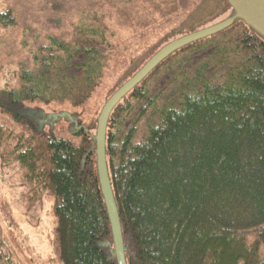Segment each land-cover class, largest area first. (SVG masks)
Listing matches in <instances>:
<instances>
[{"label": "trees", "instance_id": "obj_1", "mask_svg": "<svg viewBox=\"0 0 264 264\" xmlns=\"http://www.w3.org/2000/svg\"><path fill=\"white\" fill-rule=\"evenodd\" d=\"M230 18L164 58L110 113L127 264H264V35L229 0H0V161L28 209L52 199L62 264H118L97 166L106 102L164 46ZM165 27L129 58L95 126L77 120L78 142L47 130L41 104L75 114L118 70L131 48L117 32L138 41ZM1 195L0 264H36Z\"/></svg>", "mask_w": 264, "mask_h": 264}, {"label": "rangeland", "instance_id": "obj_2", "mask_svg": "<svg viewBox=\"0 0 264 264\" xmlns=\"http://www.w3.org/2000/svg\"><path fill=\"white\" fill-rule=\"evenodd\" d=\"M167 29L165 27L157 30L147 36L146 39H139L138 41L134 40L136 38L126 32H117L120 37L119 42L123 46L130 44L131 48L126 55L119 54L121 65L118 70H110L112 72L110 76H107L104 83L95 91L84 107L77 109L75 114H71L67 107L41 104V111L45 116L44 123L47 130L54 131L62 137L78 142L79 138L76 136V132L80 129V125L77 124V120L81 119L83 123H90L95 126L94 121L101 109L102 101H104L114 86L123 67L128 64L129 58L131 59L132 56L141 54L144 47L157 41ZM131 42L136 44L131 45ZM114 58L118 57L114 56ZM116 63H118V60L114 59L113 65ZM25 192L26 188L22 187L18 182H14L12 178L8 179L0 161V193L3 198H6L12 204L22 229L30 237L29 240L24 234L19 232L20 240L29 243L26 244L25 250L27 258L33 263L35 261L36 264L40 262H43V264H62L55 251L56 217L52 212V199L44 195L41 205L28 209L26 202L21 200ZM23 264L25 263L23 262Z\"/></svg>", "mask_w": 264, "mask_h": 264}, {"label": "water", "instance_id": "obj_3", "mask_svg": "<svg viewBox=\"0 0 264 264\" xmlns=\"http://www.w3.org/2000/svg\"><path fill=\"white\" fill-rule=\"evenodd\" d=\"M237 12L238 17H242L256 30L264 35V0H229ZM234 18H230L221 23L215 24L203 30L191 33L176 39L166 46H164L158 53H156L130 80L121 86L112 97L104 105L98 121V128L96 133V147H97V166L102 186V191L105 197L106 205L108 208L113 240L115 246V254L118 264H127L124 241L122 236L121 224L117 205L112 192L110 178L106 162V148L105 137L108 118L114 106L139 82H141L149 72L155 68L164 58L179 49L180 47L194 42L200 38L207 37L218 31L225 29L233 22Z\"/></svg>", "mask_w": 264, "mask_h": 264}, {"label": "bare ground", "instance_id": "obj_4", "mask_svg": "<svg viewBox=\"0 0 264 264\" xmlns=\"http://www.w3.org/2000/svg\"><path fill=\"white\" fill-rule=\"evenodd\" d=\"M102 111V110H101ZM101 113V112H100ZM99 116H100V114H99ZM98 121H99V117H98ZM97 128H98V125H97Z\"/></svg>", "mask_w": 264, "mask_h": 264}]
</instances>
